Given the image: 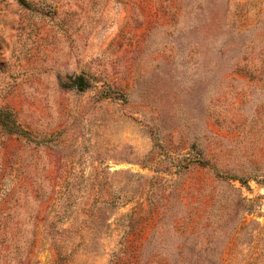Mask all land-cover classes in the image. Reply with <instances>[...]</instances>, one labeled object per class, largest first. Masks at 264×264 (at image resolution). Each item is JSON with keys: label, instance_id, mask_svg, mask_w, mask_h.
Segmentation results:
<instances>
[{"label": "rangeland", "instance_id": "1", "mask_svg": "<svg viewBox=\"0 0 264 264\" xmlns=\"http://www.w3.org/2000/svg\"><path fill=\"white\" fill-rule=\"evenodd\" d=\"M0 264H264V0H0Z\"/></svg>", "mask_w": 264, "mask_h": 264}, {"label": "trees", "instance_id": "2", "mask_svg": "<svg viewBox=\"0 0 264 264\" xmlns=\"http://www.w3.org/2000/svg\"><path fill=\"white\" fill-rule=\"evenodd\" d=\"M20 131H22V130H15V132L22 133V132H20Z\"/></svg>", "mask_w": 264, "mask_h": 264}]
</instances>
